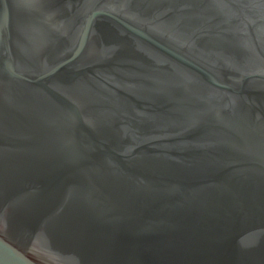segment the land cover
<instances>
[{
  "label": "water",
  "instance_id": "1",
  "mask_svg": "<svg viewBox=\"0 0 264 264\" xmlns=\"http://www.w3.org/2000/svg\"><path fill=\"white\" fill-rule=\"evenodd\" d=\"M0 264H264V0H0Z\"/></svg>",
  "mask_w": 264,
  "mask_h": 264
}]
</instances>
